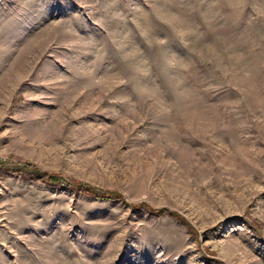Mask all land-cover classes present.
<instances>
[{
    "label": "rangeland",
    "instance_id": "obj_1",
    "mask_svg": "<svg viewBox=\"0 0 264 264\" xmlns=\"http://www.w3.org/2000/svg\"><path fill=\"white\" fill-rule=\"evenodd\" d=\"M152 10L172 23L149 0H0V264H264V107L212 87L189 127L158 120L99 53L145 48Z\"/></svg>",
    "mask_w": 264,
    "mask_h": 264
},
{
    "label": "clouds",
    "instance_id": "obj_2",
    "mask_svg": "<svg viewBox=\"0 0 264 264\" xmlns=\"http://www.w3.org/2000/svg\"><path fill=\"white\" fill-rule=\"evenodd\" d=\"M153 5L167 10L172 23L155 10L142 14L136 34L145 48L131 33L122 34L128 41L123 50L111 36L99 46L101 55L109 45L119 54L120 83L136 103L155 119L181 127L209 112L205 94L212 87L230 90L233 105L264 107V0H149ZM157 26L166 35L147 39Z\"/></svg>",
    "mask_w": 264,
    "mask_h": 264
},
{
    "label": "trees",
    "instance_id": "obj_3",
    "mask_svg": "<svg viewBox=\"0 0 264 264\" xmlns=\"http://www.w3.org/2000/svg\"><path fill=\"white\" fill-rule=\"evenodd\" d=\"M22 166V165H21ZM26 165H23V167H25ZM33 174L36 177H45L46 179H48L49 181H53L55 180V176L54 175H49L46 172L43 171H38L37 169H32ZM70 187L75 188L76 190L82 191L85 194L88 195H93V196H100V197H106V198H121L120 194L115 192V191H108V190H102V189H98V188H94L92 186H89L87 184H81V183H71L69 184ZM141 204H133L132 206L134 207H138ZM146 208L151 212V213H162L165 212V209L159 208V209H155V208H151L149 206H146Z\"/></svg>",
    "mask_w": 264,
    "mask_h": 264
},
{
    "label": "snow or ice",
    "instance_id": "obj_4",
    "mask_svg": "<svg viewBox=\"0 0 264 264\" xmlns=\"http://www.w3.org/2000/svg\"><path fill=\"white\" fill-rule=\"evenodd\" d=\"M62 2H64V0H47L48 5H54Z\"/></svg>",
    "mask_w": 264,
    "mask_h": 264
}]
</instances>
